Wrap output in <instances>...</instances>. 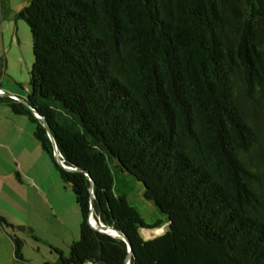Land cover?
Segmentation results:
<instances>
[{
  "label": "trees",
  "instance_id": "1",
  "mask_svg": "<svg viewBox=\"0 0 264 264\" xmlns=\"http://www.w3.org/2000/svg\"><path fill=\"white\" fill-rule=\"evenodd\" d=\"M14 18L31 32L25 100L64 163L88 172L94 214L129 238L130 264H264V180L248 161L258 132L239 99L264 88V0H30ZM0 104L34 124L80 210L68 253L50 246L57 261L41 264H121L124 241L87 221L88 176L58 164L30 109ZM128 176L165 219L142 218Z\"/></svg>",
  "mask_w": 264,
  "mask_h": 264
},
{
  "label": "rangeland",
  "instance_id": "2",
  "mask_svg": "<svg viewBox=\"0 0 264 264\" xmlns=\"http://www.w3.org/2000/svg\"><path fill=\"white\" fill-rule=\"evenodd\" d=\"M6 1L9 7V15L3 17L1 20L3 23L4 35H1L0 29V55L2 56L3 49L5 48L8 57V66L7 70H3V72L0 69V80L9 84V86H12L11 88L17 91L14 95L23 98L26 96V92L29 87V70L33 62L31 32L27 23L20 18H14V14L23 6H26L30 0ZM12 39L13 43H11ZM3 40L5 41V47ZM261 89L262 91L260 90L255 93L253 99L247 98L240 91L239 99L246 111V114L249 119H251L252 124L255 125L258 132V143L248 155V161L255 168L260 179L264 180V88ZM28 125L32 128L31 132L33 134L34 124L30 122ZM26 128L27 129L23 131L24 136L28 135V126ZM23 140L26 141V138ZM25 141H21V143L25 144ZM29 147L30 145L28 143L27 150ZM128 177L130 178L129 185L124 187V189L129 191L127 198L129 202L137 208L142 218L146 222H153L158 218L165 219L154 204L144 199L142 183L138 182L131 176ZM62 186L66 187L67 191L72 192L69 184L62 182ZM60 202V208L58 209L59 212L56 216H54L56 220L48 213V216L51 217V219L48 220L42 217L34 223V226L31 227L25 225L24 223V225L20 223L15 224L14 228L5 225L0 227V264H41L44 261L55 263L57 261V255L50 250V246H53L52 244H59L61 246L59 248L63 250L65 254L68 253L69 245L65 247L63 242H65L66 239L67 242H69L70 239L69 237L67 238L68 235H66L64 231L63 222L71 230V232L76 235L74 240H77L79 236L78 232L81 222V214L76 203L75 209L79 211V214H77L76 217V214H74L68 206V198L66 196ZM88 217L89 215H87V221L89 223ZM93 217L95 220L94 215ZM59 220H61V222ZM32 228H34V230H32ZM166 228L167 222L164 220V222L156 228H141L140 234L145 239H149L163 233ZM4 232L11 235L16 234L22 239L23 260H18L16 258V262L13 263L12 260L15 259V256L13 254L10 256L7 247L9 242L6 240V234Z\"/></svg>",
  "mask_w": 264,
  "mask_h": 264
},
{
  "label": "crops",
  "instance_id": "3",
  "mask_svg": "<svg viewBox=\"0 0 264 264\" xmlns=\"http://www.w3.org/2000/svg\"><path fill=\"white\" fill-rule=\"evenodd\" d=\"M2 19L0 12L1 35H4ZM3 43L5 47L4 40ZM0 65L2 72L7 70L8 57L5 48L0 57ZM11 87L0 80V88L3 91L16 94L17 91ZM28 122L30 123V120L27 115L14 114L6 105L0 104V217L12 225L20 223L31 227L42 217L48 220L51 217L55 219L54 216L59 212L60 201L65 196L68 198V206L77 217L79 211L75 209L76 201L72 192L62 186L58 172L33 137L32 128L29 127ZM27 126L28 135L24 136L23 131L27 129ZM24 138L26 141L23 140ZM21 141H25V144ZM28 143L30 147L27 150ZM63 224L67 238L70 239L69 242L67 239L63 242L67 247L75 241L76 235L64 222ZM0 227H2L1 222ZM6 240L9 242L7 247L12 256L14 255L13 235L6 234ZM52 245L61 247L59 244ZM12 261L15 263L16 257Z\"/></svg>",
  "mask_w": 264,
  "mask_h": 264
},
{
  "label": "water",
  "instance_id": "4",
  "mask_svg": "<svg viewBox=\"0 0 264 264\" xmlns=\"http://www.w3.org/2000/svg\"><path fill=\"white\" fill-rule=\"evenodd\" d=\"M12 95L15 96V99L18 102H20L25 107L30 109L32 114L35 117H37L39 122L42 124V126L44 127V129L46 131V134H47L49 140L51 141L53 155H54L55 160L58 162V164L65 170H68V171H80V172H83L86 176H88V189H89V194H90V196H89V204H90L89 214L92 217H93V215L95 216V222L97 223V226H94L91 223V227L93 229L97 230V231L107 233V234H109L111 236L120 238L122 241H124V243L126 244V253H125V255H123L121 257V264H126L127 261H129V264H130V257L132 255V243L129 240V238L121 230H119L116 227H114L112 225H109V224L105 223L104 221H102L98 214L95 215L93 213V199H94L95 195H94V190H93V180L89 176L88 172L83 170V169H81V168H79V167H77V166L66 165L64 163V159L62 158V156H61V154H60V152H59V150H58V148L56 146V143L54 141V138L52 136V133L50 131V128H49V125H48L47 121L32 106H30L24 98H22L20 96H17V95H14V94H12V93H10L8 91H2V93H0V96H5V97H10ZM110 230H112V231H110Z\"/></svg>",
  "mask_w": 264,
  "mask_h": 264
},
{
  "label": "bare ground",
  "instance_id": "5",
  "mask_svg": "<svg viewBox=\"0 0 264 264\" xmlns=\"http://www.w3.org/2000/svg\"><path fill=\"white\" fill-rule=\"evenodd\" d=\"M89 218H90L91 223H92L94 226H97V223L95 222L94 218H93L90 214H89ZM94 222H95L96 224H95ZM105 228H106V227H105ZM110 231H112V230H110ZM126 264H129V261H127Z\"/></svg>",
  "mask_w": 264,
  "mask_h": 264
},
{
  "label": "built area",
  "instance_id": "6",
  "mask_svg": "<svg viewBox=\"0 0 264 264\" xmlns=\"http://www.w3.org/2000/svg\"><path fill=\"white\" fill-rule=\"evenodd\" d=\"M0 67H1V65H0ZM2 88H0V93H2ZM10 98H12V99H15V96H10ZM89 215V214H88ZM88 219H90L89 217H88ZM89 224H90V226H91V221L89 220Z\"/></svg>",
  "mask_w": 264,
  "mask_h": 264
},
{
  "label": "clouds",
  "instance_id": "7",
  "mask_svg": "<svg viewBox=\"0 0 264 264\" xmlns=\"http://www.w3.org/2000/svg\"><path fill=\"white\" fill-rule=\"evenodd\" d=\"M3 90V89H2ZM16 100V99H15Z\"/></svg>",
  "mask_w": 264,
  "mask_h": 264
}]
</instances>
